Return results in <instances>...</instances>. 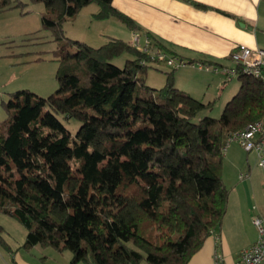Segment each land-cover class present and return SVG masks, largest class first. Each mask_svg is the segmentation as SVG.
<instances>
[{"label":"trees","instance_id":"trees-1","mask_svg":"<svg viewBox=\"0 0 264 264\" xmlns=\"http://www.w3.org/2000/svg\"><path fill=\"white\" fill-rule=\"evenodd\" d=\"M30 1L44 6L59 67L53 94L20 90L3 103L0 212L25 229L20 248L69 251L70 264H188L227 214L223 152L231 133L264 121L263 81L239 73L220 117L198 118L213 103L180 91L172 73L161 89L146 86L148 64L159 62L150 53L168 52L150 33V53L116 38L93 48L65 37L63 24L90 4L95 20L140 31L113 0ZM10 6L0 0V12ZM123 53L132 58L120 68L112 60ZM3 234L0 226L10 252Z\"/></svg>","mask_w":264,"mask_h":264},{"label":"crops","instance_id":"crops-1","mask_svg":"<svg viewBox=\"0 0 264 264\" xmlns=\"http://www.w3.org/2000/svg\"><path fill=\"white\" fill-rule=\"evenodd\" d=\"M193 3L203 5L204 8ZM112 5L141 28L137 32L142 37L140 43H143L144 33H150L167 49V56L176 58L178 64L185 63L184 66H179L183 69V76L179 75L175 80L178 89L183 86L184 89L198 93L199 90L191 85L190 75L193 69L204 76H211L213 68L215 75L212 76L224 77L220 70L232 67L230 55L237 45L264 50V0H113ZM97 10L91 12L90 24H94L93 15ZM95 21L102 22L96 24L103 26L115 23L114 19ZM133 33L130 31V36L122 37L110 34L108 38L131 43ZM226 60L230 64H226ZM189 61L194 63L189 64ZM208 102L211 101L206 103ZM253 155L256 160L255 154ZM246 161L247 171L251 175L253 168L249 163L248 153ZM260 172L264 197L262 171ZM251 185L252 183H236V186H241V193H235L232 207L229 195L227 214L221 226L205 240L188 264H216L215 254L221 257V264H238L240 252L257 239V230L251 222L253 206L264 219V201L258 200L253 190L248 194ZM23 242L15 246L7 243L10 252L0 247V255L2 250L4 252L3 264H70L71 257L67 261L59 257L65 251L58 253L52 248L54 252L38 251L37 247L43 248L41 246L26 250L20 248Z\"/></svg>","mask_w":264,"mask_h":264},{"label":"rangeland","instance_id":"rangeland-1","mask_svg":"<svg viewBox=\"0 0 264 264\" xmlns=\"http://www.w3.org/2000/svg\"><path fill=\"white\" fill-rule=\"evenodd\" d=\"M10 2L11 6L0 12V122L7 118L3 103L7 102L14 92L28 90L40 97H47L58 89L56 74L59 63L55 60L53 54L56 50L57 42L54 41L50 30L42 28L43 4L41 2H31L30 0H10ZM18 4L22 6H17ZM97 9L96 4H90L81 10L74 20L66 21L62 28L65 37L82 41L93 48H98L108 41L110 34L119 37L131 35L129 29L117 21H115L114 25L106 26L96 24L102 22L95 20L93 21L94 24H90V14ZM131 58V55L123 53L114 58L112 63L122 68L125 61ZM173 60L174 63L172 65L150 62L144 75L146 86L157 90L161 89L166 82V73L173 74L174 82L178 77L183 76V69L177 65L176 58ZM225 63L230 64L227 60ZM191 73L192 75L190 76L193 83L191 85L199 90L198 93L184 89L183 86L179 90L189 93L203 103L208 100L213 103L212 109L201 112L198 118L208 114L207 116L218 119L225 104L236 94L239 80L237 77L230 80L220 76L218 78L214 77L212 76L215 75L213 74V68H211V76L209 74L204 76L202 75L203 73L194 69ZM218 83L220 84L218 85ZM65 126L74 135L80 126V122L71 120L69 123H65ZM248 156L251 168H253V174L250 175L249 179L240 180L239 177L241 175L248 173L247 153L235 140L230 141L223 152L222 180L225 187L229 190L230 207H232L235 193H241L239 191L241 186H236V183H252V187L248 189V194L253 190L257 199L264 201L261 192V172L256 166L254 155L248 154ZM0 226L4 230L3 236L6 238L7 243L15 246L23 242L26 231L15 219L0 212ZM37 249L38 251H53L51 248L43 249L37 247ZM1 253L0 264H3V250ZM59 257L67 261L70 259L71 253L65 251Z\"/></svg>","mask_w":264,"mask_h":264},{"label":"built area","instance_id":"built-area-1","mask_svg":"<svg viewBox=\"0 0 264 264\" xmlns=\"http://www.w3.org/2000/svg\"><path fill=\"white\" fill-rule=\"evenodd\" d=\"M141 35L137 32L132 34L131 46L141 53L149 52V40L144 35L143 43H140ZM153 60L172 65L174 58L164 53L153 51L150 53ZM232 67H224L220 73L228 80L237 77L239 73L251 78L260 79L264 83V50L251 49L244 45H237L230 55ZM178 62V61H177ZM180 62L178 66H184ZM237 141L246 153H253L256 156L258 168L262 171V188L264 192V121H257L248 124L245 128L228 136L230 141ZM227 144V145H228ZM249 173L241 175L240 180L249 179ZM254 215L251 218L253 226L257 230V239L249 247L243 249L239 255L238 264H264V219L255 206L252 207ZM215 263L221 264V257L215 254Z\"/></svg>","mask_w":264,"mask_h":264}]
</instances>
